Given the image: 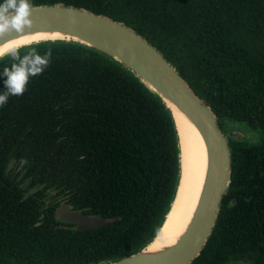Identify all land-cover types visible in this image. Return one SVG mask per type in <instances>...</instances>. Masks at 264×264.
<instances>
[{
  "label": "trees",
  "instance_id": "trees-1",
  "mask_svg": "<svg viewBox=\"0 0 264 264\" xmlns=\"http://www.w3.org/2000/svg\"><path fill=\"white\" fill-rule=\"evenodd\" d=\"M31 2L85 8L134 28L211 106L224 132L234 121L259 133L256 142L230 137V186L191 264H264V0ZM33 48L51 50L49 67L0 108V264H96L133 253L156 236L177 192L172 111L100 50L55 40L24 46L20 56ZM14 62L1 58L0 73ZM54 190L85 213L120 219L91 230L62 225L46 201Z\"/></svg>",
  "mask_w": 264,
  "mask_h": 264
},
{
  "label": "water",
  "instance_id": "water-1",
  "mask_svg": "<svg viewBox=\"0 0 264 264\" xmlns=\"http://www.w3.org/2000/svg\"><path fill=\"white\" fill-rule=\"evenodd\" d=\"M31 19L33 21L31 28H26L22 34L13 31L0 37V46L36 34H58L61 37L41 39L21 45L20 48L55 40L73 41L91 46L118 60L156 92L171 109L175 123L177 118L173 106L182 112L202 135L208 151L209 166L193 218L178 240L158 250L151 249V244L163 230L172 211L180 180L162 226L147 245L119 259L96 263L191 264L207 244L217 223L224 195L228 192L232 177L230 137L240 131L224 132L211 106L192 89L180 71L154 44L125 23L85 8L63 3L34 5ZM238 138L243 139L241 135ZM56 218L75 224L78 230L96 229L120 219L118 216L87 214L66 203L57 208Z\"/></svg>",
  "mask_w": 264,
  "mask_h": 264
},
{
  "label": "bare ground",
  "instance_id": "bare-ground-1",
  "mask_svg": "<svg viewBox=\"0 0 264 264\" xmlns=\"http://www.w3.org/2000/svg\"><path fill=\"white\" fill-rule=\"evenodd\" d=\"M58 37L61 36L58 34H36L12 40L0 47L24 45L41 39ZM173 108L179 132L181 178L172 211L163 230L151 244L153 250L174 244L184 232L193 218L209 166L208 151L202 135L182 112L174 106Z\"/></svg>",
  "mask_w": 264,
  "mask_h": 264
},
{
  "label": "clouds",
  "instance_id": "clouds-1",
  "mask_svg": "<svg viewBox=\"0 0 264 264\" xmlns=\"http://www.w3.org/2000/svg\"><path fill=\"white\" fill-rule=\"evenodd\" d=\"M33 10L31 0H4L0 3V37L13 31L22 34L26 28H31ZM20 47V44L0 47V58L7 55L16 61L10 68L5 66L0 73L7 77L4 80L5 91L0 93V108L7 105L10 97L23 96L30 79L42 75L51 63V50L41 55L33 48L21 57Z\"/></svg>",
  "mask_w": 264,
  "mask_h": 264
},
{
  "label": "flooded vegetation",
  "instance_id": "flooded-vegetation-1",
  "mask_svg": "<svg viewBox=\"0 0 264 264\" xmlns=\"http://www.w3.org/2000/svg\"><path fill=\"white\" fill-rule=\"evenodd\" d=\"M14 166H15V162H14V160H11L9 162L8 166H7V172H12V170L14 169ZM0 167H1V165H0ZM21 168L22 167L19 166L18 168H15V171L13 172V177H15L18 181L21 180V175H18L19 172L21 171ZM22 186H23V188H25L26 184H22ZM38 189L39 188H35L32 191V193L36 192ZM30 194H31V192H29V191L25 192L24 199L28 198L30 196ZM46 201H47L48 204L53 205L55 216H56L57 208L63 203L70 204L74 209H78L77 207H75L74 203L72 202V200L70 198V193H68L67 191H65V192H60L59 190L58 191L57 190L56 191L55 190L54 191H50L48 193V195H47ZM80 211H82V210L80 209ZM87 214H90V213H87ZM57 221L60 222L62 225L70 224V223H68L67 221H64V220H58L57 219ZM70 225H75V224H70Z\"/></svg>",
  "mask_w": 264,
  "mask_h": 264
},
{
  "label": "rangeland",
  "instance_id": "rangeland-1",
  "mask_svg": "<svg viewBox=\"0 0 264 264\" xmlns=\"http://www.w3.org/2000/svg\"><path fill=\"white\" fill-rule=\"evenodd\" d=\"M228 125V133H233L236 130H239L240 132L238 134L233 135L232 137H238L242 136L243 138H247L251 140L252 142L259 141V133L255 131L253 128H251L247 123L245 122H230Z\"/></svg>",
  "mask_w": 264,
  "mask_h": 264
}]
</instances>
